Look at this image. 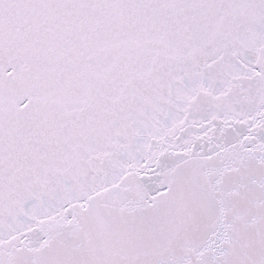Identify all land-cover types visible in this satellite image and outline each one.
Segmentation results:
<instances>
[{
  "label": "snow or ice",
  "instance_id": "1",
  "mask_svg": "<svg viewBox=\"0 0 264 264\" xmlns=\"http://www.w3.org/2000/svg\"><path fill=\"white\" fill-rule=\"evenodd\" d=\"M0 264H264V0H0Z\"/></svg>",
  "mask_w": 264,
  "mask_h": 264
}]
</instances>
